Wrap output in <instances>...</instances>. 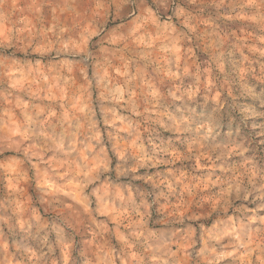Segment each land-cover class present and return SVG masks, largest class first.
Instances as JSON below:
<instances>
[{
  "label": "rangeland",
  "instance_id": "obj_1",
  "mask_svg": "<svg viewBox=\"0 0 264 264\" xmlns=\"http://www.w3.org/2000/svg\"><path fill=\"white\" fill-rule=\"evenodd\" d=\"M0 264H264V0H0Z\"/></svg>",
  "mask_w": 264,
  "mask_h": 264
},
{
  "label": "clouds",
  "instance_id": "obj_2",
  "mask_svg": "<svg viewBox=\"0 0 264 264\" xmlns=\"http://www.w3.org/2000/svg\"><path fill=\"white\" fill-rule=\"evenodd\" d=\"M158 2L161 4V5H164L167 0H158ZM195 67V65H193ZM197 71H198V68H197ZM161 96H163V94H161ZM161 100L160 99H157V103H160ZM138 132L139 130L137 129V135H138ZM207 135L211 136L212 135V132L211 130L207 133ZM215 147H222L224 150L221 152V155L222 156H229L233 153V151H235V149H232V148H229L227 145H214V148ZM244 149H241V153L243 152ZM127 157L126 156H122V159H126ZM219 158V157H218ZM216 183H224L226 184V187H222L221 190H220V193H219V197L221 200L227 202L229 200L230 197L233 196V194L235 195V197L239 198L241 196V194H243V198L244 199H247V196L250 192V189L242 186L240 183L238 182H220V181H217ZM192 219H199V217H196V216H193Z\"/></svg>",
  "mask_w": 264,
  "mask_h": 264
}]
</instances>
